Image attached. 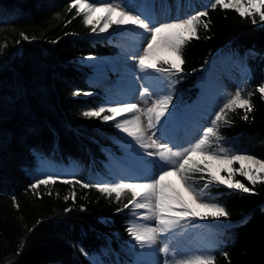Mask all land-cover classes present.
<instances>
[{"label": "trees", "instance_id": "trees-1", "mask_svg": "<svg viewBox=\"0 0 264 264\" xmlns=\"http://www.w3.org/2000/svg\"><path fill=\"white\" fill-rule=\"evenodd\" d=\"M69 3L0 0V264L135 260L137 248L126 232L131 209L124 208L131 194L125 192L118 202L115 194L83 187L111 180L108 162L121 149L113 122L81 115L108 102L103 89L89 80L91 71L82 60L115 54L119 47L89 36L91 26L84 25L75 9L69 11ZM210 3L198 10L208 11L202 20L210 21L209 27L201 23L199 38L184 46L182 72L172 77L178 82L166 91L173 97L169 107L178 110L193 103L204 66L226 54L240 72L237 89L245 96L253 93V110L248 119L242 118V109L228 112L231 124H221L220 143L264 159V99L256 91L264 84V24L259 17L253 25L234 10L211 9ZM141 73L143 86L157 82ZM41 159L64 167V172L55 183L33 189L37 179L45 178ZM234 180L252 187L239 174ZM203 183L194 178L195 187ZM207 192L229 212L228 219H209L207 230L216 237L215 264H264V184L258 182L251 194L216 185Z\"/></svg>", "mask_w": 264, "mask_h": 264}, {"label": "snow or ice", "instance_id": "snow-or-ice-1", "mask_svg": "<svg viewBox=\"0 0 264 264\" xmlns=\"http://www.w3.org/2000/svg\"><path fill=\"white\" fill-rule=\"evenodd\" d=\"M208 7L234 10L242 18H250L253 25L257 24V17H259V22L264 24V0H211ZM72 9H75L76 16L82 17L85 26H91L92 33L98 34L97 25L101 20H103V26L99 28V33L108 32L113 26L125 29L131 27L148 33L149 37L143 38L142 54H134L131 59L136 62L135 66L142 72L156 73L157 78L162 77L163 80L168 81L165 87L178 82L172 80V77H178L182 72L184 46L193 38H199L197 31L201 23L205 29L210 23V21L202 20L208 16V11L204 10L197 11L185 19L154 25L149 17L133 11L132 6L124 3L123 0H105L101 3L70 0L69 11ZM97 12L104 15L94 20L93 15ZM23 38L29 39L27 36ZM256 91L264 99V84L259 85ZM80 94L73 93V95ZM84 94L89 95V93ZM140 94L147 96L152 93L148 87H144ZM252 95L253 93L249 92L245 96L243 89H237L234 95L214 113L210 126L202 129L199 138L189 146L176 151H173V147L179 146L171 141L160 142L161 139H165L164 129L167 121L164 118L173 100L170 94L154 100L147 108H141L136 103H116L84 110L81 113L84 118L113 122L116 129L144 148L147 156L158 157V160L145 162L154 165L156 170L150 174L146 172L142 179L83 184V187H94L109 197L115 194L118 202L125 192L131 194L124 208L131 206L137 219L155 221V226L132 222L126 228L129 237L139 248L153 246L161 236H166L177 227H183L181 222L197 219H228L229 212L226 207L220 202L207 198L208 188L212 185L224 186L233 192L251 194L258 182L264 184V159L247 152L233 151L220 143L223 139L220 135L221 124L229 126L231 124V121L227 119L228 112L242 109L245 111V116L242 118L248 119L247 113L253 110ZM141 115L147 118L146 126L141 120ZM157 126L161 131V137L153 139L156 132L152 130L157 129ZM150 148L155 151H147ZM236 163L240 165L239 168L233 167ZM221 171H225L226 175H220ZM237 174L245 177L252 187L240 180H234ZM197 176L204 181L203 187L194 186V178ZM173 177L175 180L170 179ZM56 179L57 177L53 175H47L44 179H37L31 187L35 189L40 185L55 183ZM63 182L71 183L70 180ZM76 182L79 183V181ZM72 196L74 197L75 193ZM64 199L68 200L69 197L65 196ZM69 210L66 209V211ZM138 210L144 211L137 215ZM159 251L167 254L168 244L165 243ZM81 252L87 255L83 248ZM223 255L227 257L226 252ZM215 260V255L201 254L176 260L174 264H215ZM94 264H97V261H94Z\"/></svg>", "mask_w": 264, "mask_h": 264}, {"label": "rangeland", "instance_id": "rangeland-1", "mask_svg": "<svg viewBox=\"0 0 264 264\" xmlns=\"http://www.w3.org/2000/svg\"><path fill=\"white\" fill-rule=\"evenodd\" d=\"M207 1L211 0H123L124 3L132 6L133 11L149 17L154 25L168 23L176 19H185L198 10L204 9ZM101 2H105V0ZM103 15V13L97 12L93 15V19L95 20ZM102 26L103 20L97 25L98 34L91 32L89 36L96 40L102 41L105 39L115 43L119 47V51L113 56L111 54L103 57L92 54L86 55L82 61L91 71L89 80L103 89V94H106L108 101L105 105L136 103L141 108L150 107L154 100L167 94L166 91L170 85L165 87V85H168V81L163 80L162 77L157 78V74L153 72L143 73L146 74L148 79L154 78L157 81L153 83L154 85L143 86V83L139 80V75L142 74V71L135 66L136 62L131 57L134 54H142L143 38L149 37V34L145 33L143 37H140L137 35V33L142 31L140 29H135L131 33V31H123L115 26L109 29L108 32L99 33V28ZM88 57H92V59H88ZM115 57L120 59L113 62L109 60ZM124 66L130 69L124 70ZM239 80L240 72L232 65L226 54L211 59L204 66L203 74L199 78L201 91L197 99L178 110L169 107V112L164 118L167 121L164 129L165 139H161L160 142L168 143L171 141L174 145H178L179 147H173V151L180 150L194 143L202 134V129L210 126L214 113L219 110L228 98L234 95ZM129 86H131L132 90L128 91L129 96L126 97L122 91L130 89ZM144 87H148L152 94L141 95L140 93ZM141 120L146 126L147 118L141 115ZM152 131L156 132L153 139H160L161 131L159 126ZM149 135H151V132H149ZM115 141H117L121 151L119 153L114 152V159L108 162L112 171V179L107 183L118 182L120 179L132 181L142 179L146 172L150 174L156 170L154 165L145 162L158 160V157L147 156L145 154L146 150L131 140L130 137L118 130ZM147 151H155V149L150 148ZM39 167L40 173L45 177L47 175L61 177L64 172V167H60L53 162H48L47 164L42 159ZM220 175L225 176L223 171L220 172ZM170 179L175 180L174 177ZM207 198H212L209 192H207ZM130 209L132 217L129 223L136 222L155 226L154 220L137 219L131 206ZM143 211L138 210L137 215ZM181 223L184 225L183 227H177L174 231L158 239L157 243L153 245V250H155L153 252L150 247L139 248V246L135 245V241L130 238V243L137 248L135 260L132 264H165L167 261V264L170 262L174 264V261L189 256L212 254V250L216 246V237L214 238V234L207 230L208 225L212 221L197 219ZM165 243L169 246L167 254L159 251Z\"/></svg>", "mask_w": 264, "mask_h": 264}, {"label": "bare ground", "instance_id": "bare-ground-1", "mask_svg": "<svg viewBox=\"0 0 264 264\" xmlns=\"http://www.w3.org/2000/svg\"><path fill=\"white\" fill-rule=\"evenodd\" d=\"M121 29H122L123 31H127V30H128V31H131V33H133L132 31H135V29H133V28H131V27H130V28H126V29H125V28H121ZM138 30H139V29H138ZM137 35L140 36V37H143V36L145 35V33H143V32L141 31V32L137 33ZM136 48H137V47H136ZM109 55H110V54H109ZM117 55H118V54H117ZM103 56H107V55H103ZM103 56H102V57H103ZM111 56H113V54H111ZM118 59H120V58H116V57H115V58H110L109 60H110L111 62H113V61L118 60ZM130 66H131V65H130ZM123 69H124V70H127V69H130V68L124 66ZM135 76H136V75H135ZM126 78H127V77H126ZM122 80H123V78H122ZM134 86H135V85H134ZM129 87H130V89H128V90L125 89L124 91H122L123 94L126 95V97L129 96L128 91H129V90H130V91L132 90L131 86H129ZM133 89H134V87H133ZM115 93H116V91H115ZM150 248H151L150 250H151L152 252L155 251V250H153V248H154L153 246H151ZM150 255H151V254H150ZM156 258H157V257H156ZM174 258H175V257H174ZM167 260H168V259H167ZM170 261H171V260H170ZM173 261H174V260H173ZM167 262H168V261H167ZM169 264H173V263L170 262Z\"/></svg>", "mask_w": 264, "mask_h": 264}]
</instances>
